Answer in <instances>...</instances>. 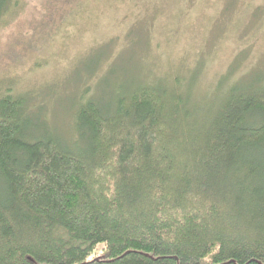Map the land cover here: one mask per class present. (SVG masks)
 <instances>
[{
    "label": "trees",
    "instance_id": "1",
    "mask_svg": "<svg viewBox=\"0 0 264 264\" xmlns=\"http://www.w3.org/2000/svg\"><path fill=\"white\" fill-rule=\"evenodd\" d=\"M25 3L0 0V29ZM249 74L206 107L180 82L117 83L79 101L67 142L0 79V264H264V75Z\"/></svg>",
    "mask_w": 264,
    "mask_h": 264
},
{
    "label": "rangeland",
    "instance_id": "2",
    "mask_svg": "<svg viewBox=\"0 0 264 264\" xmlns=\"http://www.w3.org/2000/svg\"><path fill=\"white\" fill-rule=\"evenodd\" d=\"M249 73L264 75V0H26L0 29V79L15 78L34 128L65 142L79 101L117 83L180 82L206 107L223 77Z\"/></svg>",
    "mask_w": 264,
    "mask_h": 264
}]
</instances>
